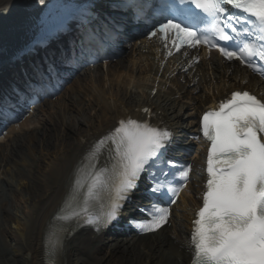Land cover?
Here are the masks:
<instances>
[{
  "label": "bare ground",
  "instance_id": "6f19581e",
  "mask_svg": "<svg viewBox=\"0 0 264 264\" xmlns=\"http://www.w3.org/2000/svg\"><path fill=\"white\" fill-rule=\"evenodd\" d=\"M41 1L0 0V58L24 40ZM83 2L62 0L61 6L74 14ZM209 55L202 54L193 66L185 54L166 57L154 41L140 38L113 61L74 76L17 130L10 127L0 139V175L5 179L0 186V264H189L191 218L202 186L197 152L189 193L180 196L169 222L156 233L94 237L77 223L69 228H80L72 235L70 230L64 235L57 231L68 203L80 201L83 176L95 157L106 158L104 139L118 118L147 106L179 137L201 111L229 91L248 89L264 101L258 78ZM9 76L6 72L0 76V86ZM16 200L23 201L26 212L17 214Z\"/></svg>",
  "mask_w": 264,
  "mask_h": 264
},
{
  "label": "rangeland",
  "instance_id": "374dc122",
  "mask_svg": "<svg viewBox=\"0 0 264 264\" xmlns=\"http://www.w3.org/2000/svg\"><path fill=\"white\" fill-rule=\"evenodd\" d=\"M11 172L14 173L15 170L12 169ZM6 176L9 177V175H6ZM0 179H1L0 180V186H1L2 185V182H4V180H5L4 177H3V175L2 176L0 175ZM9 180L15 181V179H12V178H9ZM0 191H1V188H0ZM14 205H15V208L18 209V212H17L18 215L20 214L19 212H21V210H23L24 212H26V209L24 208V203H23L22 200H16V202H15Z\"/></svg>",
  "mask_w": 264,
  "mask_h": 264
}]
</instances>
